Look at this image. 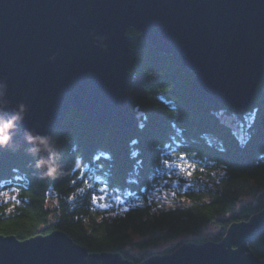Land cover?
<instances>
[{
    "label": "trees",
    "instance_id": "1",
    "mask_svg": "<svg viewBox=\"0 0 264 264\" xmlns=\"http://www.w3.org/2000/svg\"><path fill=\"white\" fill-rule=\"evenodd\" d=\"M127 34L134 127L123 135L71 109L50 136L59 164L53 176L25 144L0 153V234L25 240L57 230L89 252H117L137 264L185 242H220L232 223L264 207V75L252 107H211L193 92L188 70L139 32ZM232 124L248 131L240 146ZM181 151L196 167L193 176L176 170L163 183L157 157ZM81 153L93 156L92 164L81 163ZM108 181L106 198L92 201L90 188ZM249 249L264 258V231Z\"/></svg>",
    "mask_w": 264,
    "mask_h": 264
},
{
    "label": "water",
    "instance_id": "2",
    "mask_svg": "<svg viewBox=\"0 0 264 264\" xmlns=\"http://www.w3.org/2000/svg\"><path fill=\"white\" fill-rule=\"evenodd\" d=\"M130 29L188 70L205 104L251 103L264 74V0H0V113L23 118L7 148L25 144L32 129L49 134L50 148L71 109L129 132ZM35 147L48 155L45 145ZM263 231L264 207L232 223L220 242H185L137 264H264L249 249ZM0 264L134 263L89 252L55 230L25 240L0 234Z\"/></svg>",
    "mask_w": 264,
    "mask_h": 264
},
{
    "label": "snow or ice",
    "instance_id": "3",
    "mask_svg": "<svg viewBox=\"0 0 264 264\" xmlns=\"http://www.w3.org/2000/svg\"><path fill=\"white\" fill-rule=\"evenodd\" d=\"M20 113L24 112V109L21 107L19 109ZM0 115H3L4 117L8 116V113H0ZM18 119L16 120L15 128L23 124V118L21 115H18ZM29 135L37 138H41V142L48 141L49 134L39 132L38 130L32 129L30 130L26 136H25V144L27 147L32 149L33 143L30 142V140L27 138ZM15 132L12 134L11 140H15ZM9 145V141L7 143L0 142V153H3L7 146ZM94 157L93 156H86L83 153L79 156V160L81 163H84L85 165H90L93 162ZM176 159H179L181 162L177 163ZM187 159V152L181 151L179 154V157H174V154L172 152H169L167 154V158H164L163 155H160L157 157L154 165V172L160 174V179L163 181V183L167 184L168 180H164V177L167 176L169 180L171 179L172 175L174 174V171L179 170V172L183 175V177L191 178L193 176L194 171L196 170V167L191 162L185 163ZM76 171H80L79 165H76ZM48 176H53L54 174H47ZM82 180V178H81ZM80 181L73 180V185L77 184ZM110 181L106 182L104 187H92L89 190V195L91 197L92 201L100 202L106 198V189L109 186ZM147 187H144L141 189L143 192H147ZM15 191V189H13ZM99 193V194H98ZM7 195V193H5ZM106 206V205H105Z\"/></svg>",
    "mask_w": 264,
    "mask_h": 264
},
{
    "label": "clouds",
    "instance_id": "4",
    "mask_svg": "<svg viewBox=\"0 0 264 264\" xmlns=\"http://www.w3.org/2000/svg\"><path fill=\"white\" fill-rule=\"evenodd\" d=\"M18 118V114H13L7 117L0 115V142L7 143L11 140L12 132L15 128L16 120ZM27 138L34 145V148L32 149L33 152H38L40 150L39 147H35V145H45L46 149L48 150V155L40 156L36 161V165L37 167L43 168L45 174H55L59 168V164L57 162L55 152L48 148L47 141L41 142V138L33 137L31 135H29Z\"/></svg>",
    "mask_w": 264,
    "mask_h": 264
},
{
    "label": "bare ground",
    "instance_id": "5",
    "mask_svg": "<svg viewBox=\"0 0 264 264\" xmlns=\"http://www.w3.org/2000/svg\"><path fill=\"white\" fill-rule=\"evenodd\" d=\"M140 36V35H139ZM131 57V56H130ZM181 69V68H180ZM264 75V74H263ZM191 76H192V74H191ZM263 77V76H262ZM129 78H130V76H129ZM192 78V77H191ZM262 79V78H261ZM261 81V80H260ZM259 81V82H260ZM128 82H129V80H128ZM258 82V83H259ZM190 83H191V81H190ZM257 83V84H258ZM128 85V84H127ZM257 86V85H256ZM255 89H256V87H255ZM255 93V92H254ZM253 98H254V94H253V97H252V100H251V103L249 104V106L246 108V109H242V110H247L248 108H250V107H252L253 105H252V102H253ZM221 105V104H220ZM223 105H228V106H230V108H231V111L232 112H237V111H241V110H235L233 107H232V105L230 104V103H227V104H223ZM219 106V105H218ZM218 106H216V107H218ZM132 111V110H131ZM133 112V111H132ZM219 115H221L220 113H219ZM133 116H134V114H133ZM232 129L233 130H235V137L237 138V139H235V141H236V143H237V145H242L243 144V142H244V139H245V136H246V133L248 132L245 128H239L238 129V125L237 124H232ZM260 211V210H259Z\"/></svg>",
    "mask_w": 264,
    "mask_h": 264
},
{
    "label": "rangeland",
    "instance_id": "6",
    "mask_svg": "<svg viewBox=\"0 0 264 264\" xmlns=\"http://www.w3.org/2000/svg\"><path fill=\"white\" fill-rule=\"evenodd\" d=\"M128 63H129V62H128ZM127 94H128V92H127ZM128 101H129V95H128ZM128 101H127V104H128ZM128 106H129V104H128ZM129 108H130V107H129ZM79 112H80V111H79ZM84 116H85V115H84ZM86 119H87V118H86ZM87 120H88V119H87ZM88 121H89V120H88ZM93 124H94V123H93ZM101 124H102V123H101ZM134 125H135V123H134ZM107 126H108V125H107ZM109 127H110V126H109ZM133 127H134V126H133ZM133 127H132V128H133ZM115 130H116V129H115ZM117 131H118V130H117ZM130 131H131V130H130ZM130 131H129V132H130ZM129 132L122 133V134L124 135V134H127V133H129ZM31 151H32V150H31ZM33 153H34V152H33ZM175 249H176V248H175ZM173 251H174V250H173ZM173 251H172V252H173ZM172 252H170V253H172ZM168 254H169V253H168ZM157 255H163V254H157ZM164 255H165V254H164Z\"/></svg>",
    "mask_w": 264,
    "mask_h": 264
}]
</instances>
